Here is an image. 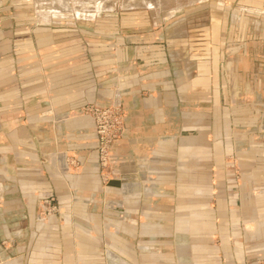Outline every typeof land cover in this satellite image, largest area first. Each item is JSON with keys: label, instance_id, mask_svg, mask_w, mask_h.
<instances>
[{"label": "crops", "instance_id": "crops-1", "mask_svg": "<svg viewBox=\"0 0 264 264\" xmlns=\"http://www.w3.org/2000/svg\"><path fill=\"white\" fill-rule=\"evenodd\" d=\"M37 33L38 48L27 34L25 47L0 53V138L10 140L9 147L0 146V198L13 194L3 192L1 182L18 186L15 177L4 173L41 167L32 157L38 150L48 156L60 152L52 166L69 151L86 157L96 140L91 121L76 116L83 104L106 105L117 90L128 112L126 131L113 149L115 171L106 190L112 209L105 227L83 221L84 226L42 224L40 229L46 227L42 231L56 241L35 244L29 239L18 246L17 214L0 207V237L8 245H0V264H255L264 259V157L252 135L254 116L221 110L217 82L207 77L208 63H200L193 77L172 80V70L154 62L161 54L152 46V54H146L140 38L135 47L124 36L119 48L107 37L92 36L85 38L94 42L87 47L65 31ZM173 63L174 70H187ZM210 101L215 113L205 108ZM230 120L238 127L249 121L251 129L249 147L238 154L242 177L237 185L223 169L229 145L217 138L228 131ZM5 122L9 128H2ZM92 167L89 163L87 169ZM87 169L80 176L61 177V191L63 198L89 200L96 207L98 181ZM66 182L77 192L69 194ZM21 194L26 202L39 197ZM34 229L31 224L29 230ZM26 245L32 251L23 259L18 253Z\"/></svg>", "mask_w": 264, "mask_h": 264}, {"label": "rangeland", "instance_id": "rangeland-1", "mask_svg": "<svg viewBox=\"0 0 264 264\" xmlns=\"http://www.w3.org/2000/svg\"><path fill=\"white\" fill-rule=\"evenodd\" d=\"M41 29L65 31L78 37L87 47L94 45L93 41H88L93 39L92 36L99 39L107 37L114 47L119 45V48L124 36L134 40L129 46L135 47H139L136 45L139 41H135L140 38L146 46V54H152L150 46L161 54L156 52L158 56L154 62H164L165 67L172 70V80H181L184 74L193 77L200 63H208L210 70L207 77L209 82L213 79L217 82L219 107L229 112L245 110L254 116L252 135L258 139L257 148L264 157V0H0L1 54L25 47L27 34L32 39V47L38 48L41 44L37 41V31ZM143 36L149 39L144 41ZM173 62H178V67L187 66V70H183L184 73L174 70ZM114 92L106 105L90 102L76 110V116L89 119L94 129L96 143L86 157H79L78 151H69L62 155L63 166H58L61 164L58 163L60 152L48 156L38 150L32 157L41 167L19 166L22 168L2 173L15 177L18 182V186L9 181L1 182L3 192L13 194L12 197L0 198L2 210L17 214V230L22 232L18 246L25 244L26 241L22 240L29 239H33L35 244L42 240L56 241L52 233L48 235L42 231H47L46 227L40 229L42 224L52 226L65 221L72 226H84L91 222L97 223L100 228L105 227L106 212L112 209L106 190L115 171L113 149L123 138L128 114L120 94L117 90ZM208 103L205 108L215 113L213 103ZM5 123L7 126L1 124L2 128H9L10 123ZM240 124L238 127L232 120L226 122L228 131L224 130L217 137L224 146L229 145V151L223 157V169L226 177L236 185L242 177L238 154L241 149L249 147L251 130L249 121ZM213 125L210 120L211 130ZM208 140L213 144L214 137L211 135ZM4 145H10L6 136L0 138V146ZM1 157L4 156L0 154ZM52 160L58 161L55 166L51 165ZM89 163L93 165L91 169H87ZM48 164L49 169L42 167ZM86 169L87 175L98 181L99 202L96 207L90 205L89 200L77 203L70 197L63 198L65 191H61V177L80 176ZM213 172L212 169L211 176H214ZM66 186L70 189L69 194L72 189L75 190L73 185L67 183ZM21 193H37L39 197L26 202ZM210 205L215 208V200L212 199ZM61 214L64 220L59 221ZM80 221L85 224L81 225ZM31 224L35 227L34 233L29 230ZM85 233L88 234V231ZM2 238L0 245L4 249L8 245ZM30 251L32 249L26 245L18 256L25 259ZM5 256L8 257V252ZM255 264H264V259L256 260Z\"/></svg>", "mask_w": 264, "mask_h": 264}]
</instances>
